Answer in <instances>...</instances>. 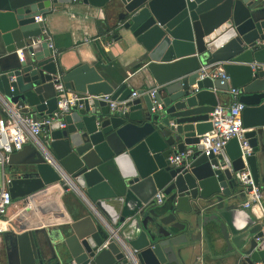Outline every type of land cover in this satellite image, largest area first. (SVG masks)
<instances>
[{"label": "water", "instance_id": "water-1", "mask_svg": "<svg viewBox=\"0 0 264 264\" xmlns=\"http://www.w3.org/2000/svg\"><path fill=\"white\" fill-rule=\"evenodd\" d=\"M74 2L100 8L107 17L116 15L107 35L138 51L139 73L156 86L155 104L147 91H138L125 111H111L94 97L110 95L112 101H124L132 93L126 84L111 87L86 64L64 72L47 42H38L43 25L34 17ZM96 29L104 34L100 22ZM7 56L8 68L0 65V101L9 108L31 113L35 119L50 117L56 110L58 82L90 97L44 129L42 148L23 146L10 156L11 200H25L65 182L64 191L72 189L109 221L106 209L114 207L108 203H119L116 211L121 216L109 229L135 222L105 248L101 246L106 236L91 216L68 224L57 243L49 239L48 230V241L35 232L21 233L6 247L4 264H173L172 240L161 222L184 214L198 216L199 227L216 220L211 212L224 197L245 195L240 173L246 168L264 199V3L0 0V60ZM216 63L222 64L229 84L196 81L201 65ZM254 63L258 67L253 70ZM229 87L239 90L251 153L243 159L237 142L231 140L218 156L205 157L198 138L211 131L209 114L218 105L217 93L228 94ZM60 121L64 129H59ZM187 147H195L189 160L179 166L168 162L171 154ZM26 148L31 158L22 162L19 157ZM45 156L54 166L46 163ZM157 193L164 198L161 207L154 202ZM166 205L169 215L163 216L158 210ZM242 237L236 242L246 247L240 254L243 264L264 263L262 235L241 242Z\"/></svg>", "mask_w": 264, "mask_h": 264}, {"label": "crops", "instance_id": "crops-1", "mask_svg": "<svg viewBox=\"0 0 264 264\" xmlns=\"http://www.w3.org/2000/svg\"><path fill=\"white\" fill-rule=\"evenodd\" d=\"M43 16V27L55 52L57 65L64 72H70L86 64L94 68L102 80L114 88L124 83L132 92L137 93L156 87L148 75L144 80L139 73L138 51L128 47L123 40L114 41L110 35H107L108 26L117 21L116 15L107 17L104 10L100 8L74 2L57 9H50ZM96 22H100L104 32L102 36L97 33ZM97 37L100 39L95 43L85 42V39ZM0 65L3 69L8 68V56L3 61L0 60ZM217 100L218 105L221 106H226L230 102L229 95L225 93H217ZM45 136L46 133L42 132L39 140L43 142ZM29 145L33 149L37 148L32 141H28L24 146ZM31 154L30 148H26L19 160L27 161L31 158ZM9 167L6 170L7 174L11 170ZM56 188L51 193L42 192L44 195L37 201L38 205L36 203V207L32 205L37 212L42 210L44 216L38 213L34 219L28 214L22 217L18 214V202H14L8 211V220L11 221L14 229L0 236V264L5 263V249L11 247L13 238L18 234L35 232L38 233V237L48 241L46 237L48 230L49 239L57 243L60 233L67 229L68 224L86 216H91L98 231L105 234L106 238L108 237L109 225L117 216H121V212L116 211L119 203H108L114 207L112 210L106 209V215L110 217L109 221L105 215L94 210L72 189L63 191L60 187ZM245 200V195L235 199L224 197L221 206L217 204V201H212L210 204H217L211 212L216 220L207 221L206 225L201 224L200 227L196 224L199 220L196 215L184 214L163 223L160 221V225L170 234L167 239L172 240L170 245L174 254L173 264H243L240 254L246 247L237 245L236 238L243 235L240 240L243 242L246 238L252 239L261 234L264 239L262 227L258 224L256 217L242 206ZM154 202L156 204L155 198ZM163 205L162 197V204L159 207ZM118 209L120 211V208ZM130 210L132 208H128V211ZM158 211L163 216L169 215L168 205L159 208ZM203 216V214L200 215V217ZM42 217L45 221L41 219ZM138 217L141 221L142 217ZM127 218L131 216L128 215ZM57 219L60 221L55 222ZM134 222L135 220L127 222L124 227L122 224H117L112 229L118 230L119 236L123 231L127 232Z\"/></svg>", "mask_w": 264, "mask_h": 264}, {"label": "built area", "instance_id": "built-area-1", "mask_svg": "<svg viewBox=\"0 0 264 264\" xmlns=\"http://www.w3.org/2000/svg\"><path fill=\"white\" fill-rule=\"evenodd\" d=\"M258 1L260 3H264V0ZM34 21L35 23L43 25L44 16H36L34 17ZM40 34L41 38L38 42L46 41L47 46L53 49L44 27L40 29ZM99 39L100 37L85 39V42L95 43L99 41ZM18 54H20V52H18ZM19 60L22 61L21 55H19ZM250 67L254 70L258 67V65L254 63L251 64ZM204 79H210L212 81L218 80L220 85L230 83V77L225 73L222 68V64L220 63L201 65L200 69L197 71L196 81H202ZM194 90L195 92L197 91L196 87ZM54 91L57 104L56 110L50 117H40L35 119L31 113H22L14 107L9 108L3 102L0 104V236L8 234L14 229L11 221L8 220V211L14 204L11 200L10 193L8 192L10 178L6 172L9 167L10 156L20 152L28 141H32L35 146L42 148V142L39 140V136L42 132H44V129L56 122L57 119H61L68 114L71 107H74L80 100L90 98L66 90L61 82L54 85ZM146 93L149 94L153 100L152 104H155L154 95L156 93V89H151ZM239 94L238 89L229 87V104L226 106L217 105L209 114L211 131L201 135L198 138L199 141L197 144L202 147L201 154L205 157L211 155L218 156L231 140H235L237 142L243 159L245 156L250 155L251 149L249 148L248 140L245 137L249 130L245 129L243 126L242 112L244 110V105L238 101ZM137 97V93L132 92L128 99L121 102L112 101L110 99V95H99L94 98L106 102L111 111L118 110L122 112L126 110V105ZM64 128L65 124L63 121H60L59 129ZM194 152L195 147H188L181 153L171 154L168 157V162L171 165L179 166L183 161L189 160ZM45 161L47 164L54 166L53 161L49 156H45ZM240 180L246 196V200L242 206L244 209L252 212V214L256 217L258 224L261 225L262 232L264 233V199L261 189L254 184L248 168L240 173ZM65 185V182L61 185H52L27 197L25 200L18 201V214L22 215V217L24 214H28L30 215V218L33 219L38 215V213L44 216L42 210H40L41 212H37L32 205L36 207L35 203L37 204V201H39V199L44 195L42 192L51 193L54 188L60 187L62 189ZM154 198L156 200V204H162L161 194L157 193ZM59 221L60 220L57 219L55 222ZM117 231L118 230L109 229L108 237L105 239L101 248H105L106 245L113 239L118 240Z\"/></svg>", "mask_w": 264, "mask_h": 264}, {"label": "rangeland", "instance_id": "rangeland-1", "mask_svg": "<svg viewBox=\"0 0 264 264\" xmlns=\"http://www.w3.org/2000/svg\"><path fill=\"white\" fill-rule=\"evenodd\" d=\"M0 187H1V169H0Z\"/></svg>", "mask_w": 264, "mask_h": 264}, {"label": "bare ground", "instance_id": "bare-ground-1", "mask_svg": "<svg viewBox=\"0 0 264 264\" xmlns=\"http://www.w3.org/2000/svg\"><path fill=\"white\" fill-rule=\"evenodd\" d=\"M57 188H54L52 191H54V190H56ZM41 219H43L44 220V218L42 217ZM45 221V220H44Z\"/></svg>", "mask_w": 264, "mask_h": 264}]
</instances>
